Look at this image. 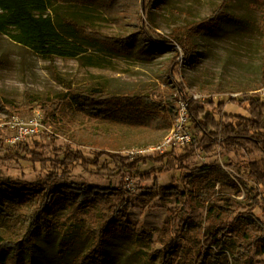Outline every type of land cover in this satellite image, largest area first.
Wrapping results in <instances>:
<instances>
[{"label":"rangeland","instance_id":"374dc122","mask_svg":"<svg viewBox=\"0 0 264 264\" xmlns=\"http://www.w3.org/2000/svg\"><path fill=\"white\" fill-rule=\"evenodd\" d=\"M220 3L146 0L150 9L141 10L140 26L159 42L185 44L186 28L213 16ZM58 6L65 14L78 11L79 24H88L109 38L137 31L128 19L119 23L98 5L76 7L66 1ZM226 14L218 25L194 39L197 51L192 61L186 62L180 53L172 78L165 69L172 64V50L161 49L156 58L146 59L81 37L82 51L77 57H43L0 34V183H35L45 190L62 182L77 183L104 190L111 203L124 198L132 227L114 231L106 244L105 264H159V258L151 255L161 248L166 232H177L182 222L206 224L207 205L189 196L193 186L206 182L194 176L196 170L224 167L230 181L217 183V189L244 200V192L232 184L242 179L254 186L245 167L263 154L223 150L216 145L193 149L195 140L163 155L140 154L163 142L176 119L171 129L163 130L113 123L90 113L80 93L100 86L116 95H149L159 103V87L172 92L176 90L173 81L184 82L189 96L214 99L227 104V111L242 113L244 107L229 105L231 99L248 95L264 101V0H233ZM32 119L41 123L38 132L15 141L20 126ZM92 135L108 146L94 144ZM75 155L85 162L72 161ZM95 212L90 203L73 216L66 207L58 209L52 221L55 231L38 235L35 263L74 264L78 255L87 253L92 238L85 226L99 225L91 216ZM254 213L264 219V197ZM136 223H141L142 235L134 230ZM8 231L0 220V235ZM252 258L254 264H264L262 254L253 252Z\"/></svg>","mask_w":264,"mask_h":264},{"label":"trees","instance_id":"16d2710c","mask_svg":"<svg viewBox=\"0 0 264 264\" xmlns=\"http://www.w3.org/2000/svg\"><path fill=\"white\" fill-rule=\"evenodd\" d=\"M66 1L76 7L98 5L119 23L128 19L137 31L119 38L106 37L88 24H79L78 11L66 14L60 11L58 5ZM232 1L221 0L213 16L189 25L186 28V43L178 45L171 41L159 42L140 26L143 19L139 17L141 10L150 9L146 0H0V34L43 57H77L82 51L78 42L81 37L121 54L134 53L146 59L156 58L161 49L172 50L175 53L172 64L165 65L166 75L172 78L182 58L180 53H183L186 62L192 61L197 51L194 39L220 23L227 16ZM173 82L175 91L158 88L159 103L152 101L149 95H116L100 86L80 94L84 97V107L90 113L101 115L113 123L154 130L171 129L178 115L177 104L184 100L188 103L190 125L196 134L193 149L216 145L223 150L262 153V158L250 160L245 167L246 175L254 186L250 187L242 179L239 184H232L238 191L244 192V200L217 189V183L230 181L224 167L213 169L206 166L196 170L194 176L206 179V182L193 186L189 196H196L207 205L206 224L182 222L177 232L164 234L161 248L151 255V258H159V264H206V261L207 264H254L253 252L264 256V219L254 213L264 197V101L248 95L242 100L233 98L229 105L244 107V111L229 112L227 104L216 103L214 99L195 100L186 92L184 82ZM94 136L90 140L94 144L101 148L108 146L99 143ZM71 160L85 162L77 155ZM130 167L133 168L134 164ZM203 173L208 176H202ZM103 191L94 186L68 182L46 190L35 183L1 182L0 220L8 225L10 231L0 235V264H36L34 247L38 235L40 231L46 234L55 231L52 221L56 211L63 206L69 209L71 216L77 215L87 203L96 209L91 216L98 220L99 225L85 226L92 244L87 253L75 258L74 264H105L109 238L114 231L122 232L123 228L132 226L124 210V198L111 203ZM133 227L138 235H142L141 223Z\"/></svg>","mask_w":264,"mask_h":264},{"label":"built area","instance_id":"2783aa9c","mask_svg":"<svg viewBox=\"0 0 264 264\" xmlns=\"http://www.w3.org/2000/svg\"><path fill=\"white\" fill-rule=\"evenodd\" d=\"M235 97V96H234ZM193 99L199 100L198 96H192ZM188 109V103L186 101L180 102L178 107V115L173 124V127L168 136L160 142L159 145L150 148L149 150H143L138 153L153 152L156 154H165L178 147H183L192 143L195 140L194 131L190 128V114ZM41 127V123L37 119L30 120L29 124L21 125L19 128V136L15 141L23 140L24 136L36 134Z\"/></svg>","mask_w":264,"mask_h":264}]
</instances>
